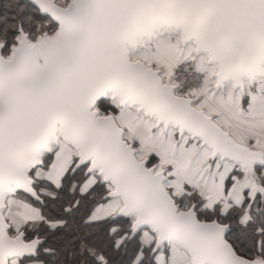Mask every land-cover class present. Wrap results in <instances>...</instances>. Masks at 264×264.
Listing matches in <instances>:
<instances>
[{"label": "snow or ice", "instance_id": "6c2138e0", "mask_svg": "<svg viewBox=\"0 0 264 264\" xmlns=\"http://www.w3.org/2000/svg\"><path fill=\"white\" fill-rule=\"evenodd\" d=\"M0 264H264V0H0Z\"/></svg>", "mask_w": 264, "mask_h": 264}]
</instances>
